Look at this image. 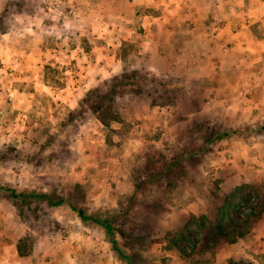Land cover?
Wrapping results in <instances>:
<instances>
[{
	"label": "rangeland",
	"instance_id": "374dc122",
	"mask_svg": "<svg viewBox=\"0 0 264 264\" xmlns=\"http://www.w3.org/2000/svg\"><path fill=\"white\" fill-rule=\"evenodd\" d=\"M136 1L0 0V243L44 264H264L263 238L234 245L264 218L258 73L163 99L164 77L133 69L163 9ZM234 202L231 243L214 226L230 233Z\"/></svg>",
	"mask_w": 264,
	"mask_h": 264
},
{
	"label": "crops",
	"instance_id": "0c3cea01",
	"mask_svg": "<svg viewBox=\"0 0 264 264\" xmlns=\"http://www.w3.org/2000/svg\"><path fill=\"white\" fill-rule=\"evenodd\" d=\"M162 1L157 0L156 6L163 9V14L145 15L147 20L142 24L143 48L137 56L149 53L151 62L147 65L138 63L133 69L164 77L163 87H168L170 92H164L163 99L165 94L168 99L169 94L173 101L190 102V98L182 99L184 94L185 97L189 94L198 100L197 96L204 93L206 86H216L217 96L224 98L221 87L229 89L241 82L248 86L257 82V86L264 88V0ZM136 3L137 12L145 11L140 0ZM133 56L136 58L135 54ZM257 73V80L249 84ZM178 88L184 91L179 94ZM157 112L152 113L156 115ZM258 223L264 224V218ZM263 224L261 231H254L246 241L234 245L244 246L245 252L248 242L264 239ZM78 253V259L84 264L86 255L81 251ZM64 257L56 264H69ZM0 264L44 263L30 256L23 257L17 246L8 242L0 243Z\"/></svg>",
	"mask_w": 264,
	"mask_h": 264
},
{
	"label": "trees",
	"instance_id": "16d2710c",
	"mask_svg": "<svg viewBox=\"0 0 264 264\" xmlns=\"http://www.w3.org/2000/svg\"><path fill=\"white\" fill-rule=\"evenodd\" d=\"M234 133L235 134H240V133H243V132H241V131H234V132H232V134H234ZM12 194H13L14 197H21V196L23 197V196H25L24 194H15V192H12ZM31 197H36V198H40V199H43V200H48L49 204H51L52 206H58V205H62L63 204V200H60V201L56 202L53 199H51L50 197H48V196H46L44 194H40V193L39 194H32ZM231 198L233 200L234 199L236 200L237 194L236 193L233 194L231 196ZM236 207L237 206L235 205V202H234V203H232V204H230L228 206L227 210H225V208H223L221 210V212L219 213V217L220 216H222V217L227 216V218H229L231 220V222H232L233 221V218L234 219L235 218H238L237 215H236V211H237L236 210ZM79 214H80V216L83 219H88V217L84 214L83 211L79 210ZM96 222H98L99 224L104 225V221H102L100 219H97ZM216 224H217V226H214V228L217 229L218 234L223 235L231 243L236 242L237 241V238L245 236V234H243V231H242L243 228L241 229L239 227V224L238 225H234V222H232L233 226H231V228H230V233H226V234L223 232V229L225 227L224 223H222L220 221L219 223L216 222ZM104 226H105V229L106 230L109 229L107 225H104Z\"/></svg>",
	"mask_w": 264,
	"mask_h": 264
}]
</instances>
